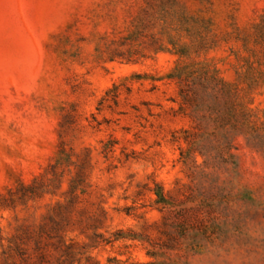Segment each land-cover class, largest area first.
<instances>
[{
  "label": "rangeland",
  "instance_id": "1",
  "mask_svg": "<svg viewBox=\"0 0 264 264\" xmlns=\"http://www.w3.org/2000/svg\"><path fill=\"white\" fill-rule=\"evenodd\" d=\"M140 8H179L203 47L120 45ZM183 63L237 88L259 149L183 161ZM0 264H264V0H0Z\"/></svg>",
  "mask_w": 264,
  "mask_h": 264
},
{
  "label": "trees",
  "instance_id": "2",
  "mask_svg": "<svg viewBox=\"0 0 264 264\" xmlns=\"http://www.w3.org/2000/svg\"><path fill=\"white\" fill-rule=\"evenodd\" d=\"M140 11L142 17L133 18L134 30L120 45H126L128 38L146 36L143 34L145 29L159 28V32L150 34L145 42L154 53L167 51L186 58L203 47L204 38L188 25V17L179 8H140ZM182 34H186L188 41H182ZM138 53L129 42L126 49L110 50L109 57L111 60L137 61ZM168 77L177 86V98L172 101L177 102V110L192 123L190 129L182 130V136H173L174 142L185 144L184 147L179 145L184 162H194V156L199 154L207 164L208 160L215 159L214 150L221 153L238 149L239 136H243L247 147L259 149L258 134L253 131L247 136L243 132L251 120L239 100L237 88L224 81L216 69L183 63L177 64ZM156 195L155 203L164 209L169 202L160 187H157Z\"/></svg>",
  "mask_w": 264,
  "mask_h": 264
}]
</instances>
